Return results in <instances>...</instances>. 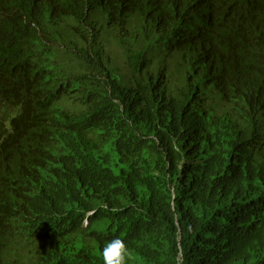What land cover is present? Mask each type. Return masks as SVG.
I'll use <instances>...</instances> for the list:
<instances>
[{"label": "trees", "instance_id": "obj_1", "mask_svg": "<svg viewBox=\"0 0 264 264\" xmlns=\"http://www.w3.org/2000/svg\"><path fill=\"white\" fill-rule=\"evenodd\" d=\"M114 236L264 264V0H0V264Z\"/></svg>", "mask_w": 264, "mask_h": 264}, {"label": "clouds", "instance_id": "obj_2", "mask_svg": "<svg viewBox=\"0 0 264 264\" xmlns=\"http://www.w3.org/2000/svg\"><path fill=\"white\" fill-rule=\"evenodd\" d=\"M112 211L115 212L118 209L113 208ZM100 257L103 264H130L134 259V253L125 239L114 236L104 244Z\"/></svg>", "mask_w": 264, "mask_h": 264}]
</instances>
